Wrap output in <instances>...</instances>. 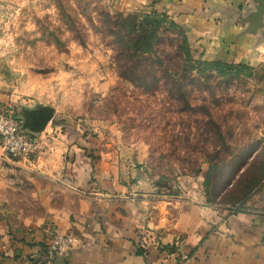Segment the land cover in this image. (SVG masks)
Segmentation results:
<instances>
[{"label":"rangeland","instance_id":"rangeland-1","mask_svg":"<svg viewBox=\"0 0 264 264\" xmlns=\"http://www.w3.org/2000/svg\"><path fill=\"white\" fill-rule=\"evenodd\" d=\"M164 4L0 0V107H11L18 117L22 110L53 109L46 126L54 130L34 135L41 147L35 169L19 168L0 150L7 159L0 173L21 187L10 190L11 208L38 212L29 203L34 185L24 177L46 182L48 170L55 174L62 157L75 159L77 153L112 163L117 184L141 196L199 190L207 203L232 207L259 193L264 175L260 74L245 69L220 74L188 64L176 79H160L149 88L119 75L112 41L100 27L102 15L165 13ZM170 39L163 34L159 49L173 56L177 43Z\"/></svg>","mask_w":264,"mask_h":264},{"label":"crops","instance_id":"crops-1","mask_svg":"<svg viewBox=\"0 0 264 264\" xmlns=\"http://www.w3.org/2000/svg\"><path fill=\"white\" fill-rule=\"evenodd\" d=\"M163 1L192 55L264 81V0ZM39 159L16 166L32 171ZM5 161L0 155L1 170ZM113 167L77 153L62 157L55 174L48 170L46 182L24 177L34 185L29 203L38 212L10 207V190L21 187L0 173V264H44L47 229L76 241L52 264H264V175L253 199L225 207L207 203L199 190L161 197L127 192Z\"/></svg>","mask_w":264,"mask_h":264},{"label":"trees","instance_id":"trees-1","mask_svg":"<svg viewBox=\"0 0 264 264\" xmlns=\"http://www.w3.org/2000/svg\"><path fill=\"white\" fill-rule=\"evenodd\" d=\"M102 16L100 27L112 41L118 73L131 84L145 88L156 86L160 79H176L181 67H202L220 74H224V71H242L241 67L194 60L185 33L165 13L151 10L149 13H104ZM163 34H170V42L177 43L173 56L159 49ZM207 183L205 178V186Z\"/></svg>","mask_w":264,"mask_h":264},{"label":"built area","instance_id":"built-area-1","mask_svg":"<svg viewBox=\"0 0 264 264\" xmlns=\"http://www.w3.org/2000/svg\"><path fill=\"white\" fill-rule=\"evenodd\" d=\"M23 122L13 112L11 107H0V150L2 153L20 162H29L40 153L41 147L36 136L22 130ZM48 245L46 247L47 261L63 256L75 243V239L67 234H61L53 229L46 230ZM180 249V241L174 243Z\"/></svg>","mask_w":264,"mask_h":264},{"label":"water","instance_id":"water-1","mask_svg":"<svg viewBox=\"0 0 264 264\" xmlns=\"http://www.w3.org/2000/svg\"><path fill=\"white\" fill-rule=\"evenodd\" d=\"M52 117L53 109L39 107L35 110H22V115L19 119L23 122L22 130L32 135H38L44 131Z\"/></svg>","mask_w":264,"mask_h":264}]
</instances>
